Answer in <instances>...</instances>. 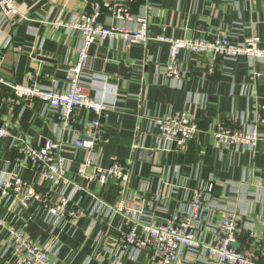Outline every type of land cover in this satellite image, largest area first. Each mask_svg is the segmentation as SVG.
<instances>
[{
	"label": "crops",
	"instance_id": "1",
	"mask_svg": "<svg viewBox=\"0 0 264 264\" xmlns=\"http://www.w3.org/2000/svg\"><path fill=\"white\" fill-rule=\"evenodd\" d=\"M116 1L147 12L150 38L145 44L121 39L92 44L80 86L106 104L94 158L103 167L115 160L129 165L127 186L78 175V162L89 152L75 149L72 140L88 137L92 114L87 108H79L64 127L44 101H12L10 88L0 83V126L10 129L8 136L0 137V174L21 176L38 191L47 190L51 184L28 164L21 149L24 142L43 146L53 141L61 145L66 174L83 188L51 186L56 194H69L72 205L82 211L77 220L52 217L37 202L21 207L6 195L0 207V239L10 228L21 230L48 249L54 264H104L116 259L123 264H156L147 250L122 249L121 233L130 221L113 207L122 197L143 199L140 220L160 224L188 212L194 195L203 191L197 239L214 243L224 212L234 210L243 218L237 247L253 241L254 257L261 260L264 123L258 124L261 137L254 150L218 146L212 132L223 124L248 128L256 118L264 104V60L181 50L177 58L181 77L167 78L164 66L170 46L157 36L222 34L235 44L258 36L264 48V0ZM85 7L82 0H18L20 15L0 17V75L10 83L36 80L43 88L65 90L67 69L77 62L80 45L79 31L70 23ZM93 74L105 76L104 83L95 82ZM176 108L189 112L197 131L182 149H163L158 120ZM141 148L153 152L138 154ZM210 183L212 190L207 192ZM179 253L180 264H218L205 250L183 246ZM0 264H15L14 254L2 251L1 245Z\"/></svg>",
	"mask_w": 264,
	"mask_h": 264
},
{
	"label": "built area",
	"instance_id": "2",
	"mask_svg": "<svg viewBox=\"0 0 264 264\" xmlns=\"http://www.w3.org/2000/svg\"><path fill=\"white\" fill-rule=\"evenodd\" d=\"M86 7L79 19L71 22L73 28L79 31L80 45L77 62L67 69V87L56 91L43 88L36 80L15 84L6 81L0 75V83L8 86L12 92L11 100L21 99L31 102L35 99L44 101L48 108L59 114L58 119L66 127L72 121L79 108H87L91 114L88 123L87 138L77 136L72 140L75 149L88 150V154L78 162L77 173L83 179L96 180L105 183L111 179L126 188L130 168L129 165L113 161L108 167H103L94 158V146L100 139L101 118L106 104L103 100L91 98L82 91L81 78L87 68L90 57L89 48L99 40L121 39L126 44L146 43L149 37V16L145 10L138 12L130 3L116 0H82ZM20 15L18 0H0V17L9 19ZM26 18V17H25ZM104 20V21H103ZM109 20V21H107ZM107 21V22H106ZM56 24H59L58 22ZM158 40L169 43V60L164 66L167 78L180 79L181 71L178 64V53L186 50L194 53H212L214 55L236 57L247 56L250 59H263L264 48L260 46V38L251 36L242 43H232L222 34L211 37H167L158 35ZM92 79L105 81V76L92 75ZM105 88V87H104ZM264 123V104L260 105L256 118L248 128L234 127L223 124L212 132L218 146L236 144L244 149L254 150L260 140L258 124ZM158 139L163 149H182L197 131L195 119L183 108L171 110L158 120ZM10 129L0 126V137L8 136ZM60 143L47 141L43 146H34L24 142L21 151L40 176L51 186L62 184L73 186L77 190L82 186L75 184L66 174V159L60 155ZM38 191L29 181L21 176L0 174V207L3 198L8 195L19 206L25 207L37 202L50 216L77 220L82 211L72 205L69 194L53 191L52 187ZM210 183L206 190H212ZM56 195V199L54 196ZM203 191L197 192L191 202V208L185 213H176L160 224L144 223L140 220L143 211V199L134 201L120 198L113 207V212L122 214L129 219V225L121 233V246L137 250H147L156 264H180L179 249L187 246L192 250H205L216 263L225 264H264V253L261 260L254 257V243L239 249L232 245L238 241L243 222L242 215L234 210H227L216 227L214 243L201 242L196 237V229L203 203ZM0 218V228L2 227ZM249 238H254L248 232ZM2 251L12 252L15 264H54L50 260L48 249L36 242L25 232L10 228L8 235L0 239ZM104 264H123L121 260H107Z\"/></svg>",
	"mask_w": 264,
	"mask_h": 264
},
{
	"label": "water",
	"instance_id": "3",
	"mask_svg": "<svg viewBox=\"0 0 264 264\" xmlns=\"http://www.w3.org/2000/svg\"><path fill=\"white\" fill-rule=\"evenodd\" d=\"M152 150H147V149H143V148H141V149H139L138 150V154L139 153H145V154H147V155H151L152 154ZM232 245H234V246H238V243L237 242H235V243H232Z\"/></svg>",
	"mask_w": 264,
	"mask_h": 264
},
{
	"label": "rangeland",
	"instance_id": "4",
	"mask_svg": "<svg viewBox=\"0 0 264 264\" xmlns=\"http://www.w3.org/2000/svg\"><path fill=\"white\" fill-rule=\"evenodd\" d=\"M258 75H259V74H258ZM120 242H121V239H120ZM121 245H122V244H121ZM122 249H123V250H126V249H124L123 247H122Z\"/></svg>",
	"mask_w": 264,
	"mask_h": 264
}]
</instances>
